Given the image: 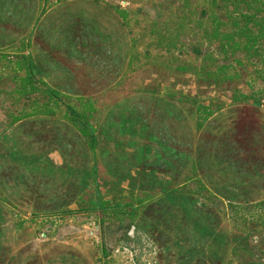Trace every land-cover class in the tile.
<instances>
[{"label": "rangeland", "instance_id": "rangeland-1", "mask_svg": "<svg viewBox=\"0 0 264 264\" xmlns=\"http://www.w3.org/2000/svg\"><path fill=\"white\" fill-rule=\"evenodd\" d=\"M233 8L0 0V264H264V40L224 46Z\"/></svg>", "mask_w": 264, "mask_h": 264}, {"label": "trees", "instance_id": "trees-1", "mask_svg": "<svg viewBox=\"0 0 264 264\" xmlns=\"http://www.w3.org/2000/svg\"><path fill=\"white\" fill-rule=\"evenodd\" d=\"M231 4L234 6V10L240 15V18L245 19L246 21L244 25L237 23L238 25V32L242 33L246 36V42L242 44L239 41H233L228 37H225L224 46L228 48L230 51H234L237 47L244 46L247 51H252L255 46L260 43V41L264 40V0H229ZM245 7L244 10L242 7ZM263 12V14H261ZM251 23L258 26L255 30L250 26ZM257 43V44H256ZM259 50H262L259 49ZM257 50V51H259ZM264 51V50H263ZM262 57L264 58V52H262ZM24 65H26V80L27 83H31L34 85L35 76L37 74V65L32 57L24 56ZM47 91L52 94L54 97H61V93L59 90L47 87ZM68 110L72 113L71 119L74 121L76 125L79 126L81 130H83L86 135L90 139V149L96 157V153L98 150L99 140L96 132V127L91 122L89 115L84 112H80L74 106L68 104ZM95 175L98 174V166L97 160L95 158V168H94ZM97 194L99 199L101 200V192L97 187Z\"/></svg>", "mask_w": 264, "mask_h": 264}]
</instances>
